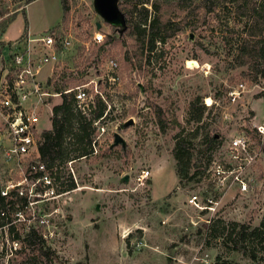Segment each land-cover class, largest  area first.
<instances>
[{
    "label": "rangeland",
    "instance_id": "rangeland-1",
    "mask_svg": "<svg viewBox=\"0 0 264 264\" xmlns=\"http://www.w3.org/2000/svg\"><path fill=\"white\" fill-rule=\"evenodd\" d=\"M150 1L145 5L152 10ZM157 1L177 30L149 53L123 31L119 12L108 21L96 0H69L65 25L77 39L48 88L55 92L54 80L67 87L98 83L109 105L101 120L105 131L93 135L96 153L66 164L65 176L73 175L72 168L76 188L35 204L39 214H50V225L40 229L48 235L52 259L24 243L8 264H204L206 256L209 264H264L259 236L241 237L242 224L255 227L264 219V135L256 127L264 126V63L246 60L241 50L244 39L252 38L246 36L250 17L223 6L207 13L201 0ZM58 3L32 1L8 25L5 40L20 36L26 23L34 32L42 30L35 36L62 25L63 18L43 31L45 20L56 18ZM24 5L25 0H0V21ZM97 31L105 34V44L91 42L85 49L83 42ZM3 45L6 54L0 40ZM49 72L47 66L42 75ZM115 72L119 79L112 83L108 77ZM240 82L245 88L233 101L229 93ZM199 98L205 113L201 121H188L190 105ZM61 101V95L52 97L40 123L44 130L51 129L53 106ZM116 133L123 142L113 144ZM239 133L246 134L255 155L248 168L254 181L245 193L237 186L219 188L208 174L213 161H228ZM184 141L191 159L180 177L174 150ZM143 169L151 173L141 184L136 177ZM210 192L220 198L214 215L188 203L189 195Z\"/></svg>",
    "mask_w": 264,
    "mask_h": 264
},
{
    "label": "built area",
    "instance_id": "built-area-1",
    "mask_svg": "<svg viewBox=\"0 0 264 264\" xmlns=\"http://www.w3.org/2000/svg\"><path fill=\"white\" fill-rule=\"evenodd\" d=\"M75 39L68 26L58 25L38 36L27 32L6 42V54L4 45L0 46V56L4 62L0 71V264H8L10 257L27 243L26 237L33 230L40 231L45 240L48 238L40 228L50 225V214H39L36 202L69 192H58V182L41 160L39 145L44 131L40 124L44 111L51 109V97L61 95L49 90V80L61 66L63 55L73 48ZM104 40L105 34L97 31L82 46L88 50L91 42L101 44ZM110 65L114 69L119 66L114 58L110 60ZM47 66H50V72L43 76ZM108 79L114 83L119 75L115 72ZM92 82L91 79L64 91L74 93L76 109L87 117H90L97 97L108 104L98 83L89 86ZM244 88L245 84L240 82L230 91L233 101ZM108 111L109 108L105 115ZM103 117L93 122L95 133L105 131V126L101 124ZM256 127L264 135V126ZM96 142L97 138L94 137L93 153L97 152ZM254 158L255 155L250 153L248 137L239 133L229 145L228 161H213L208 174L219 188L237 186L245 193L254 181L248 172ZM74 160L68 161V165ZM71 171L74 175L72 168ZM150 173L149 169H143L137 175V181L144 184ZM73 178L77 184L75 175ZM188 203L200 212L207 211L214 215L218 211L220 198L214 192L204 197L194 193L188 196ZM203 260L204 264H209L207 256Z\"/></svg>",
    "mask_w": 264,
    "mask_h": 264
},
{
    "label": "trees",
    "instance_id": "trees-1",
    "mask_svg": "<svg viewBox=\"0 0 264 264\" xmlns=\"http://www.w3.org/2000/svg\"><path fill=\"white\" fill-rule=\"evenodd\" d=\"M33 0H25V4ZM150 0H119L118 6L120 11L124 15L125 27L123 31L129 32L135 36L136 41H139L143 49L152 53L157 47L158 43H164L176 30L171 19L162 13L161 3L157 0L150 1V8L146 7V3ZM178 4L183 2L184 5L192 4L193 0H176ZM201 0L200 5L205 9L207 13L215 11L217 7L223 6L231 8L236 16H249L250 23L247 21L248 29L247 35L252 37L251 39H244L245 45L241 47L243 54L248 58L246 60H253V58L261 59L264 63V0ZM173 0H169L166 3H172ZM63 7V22L66 24L69 19V0H61ZM141 5V7H139ZM199 5V6H200ZM21 11L26 14L25 8L22 7ZM19 10L16 9L8 18H3L0 21V35L5 31L6 27L11 23ZM4 14V13H0ZM139 14L141 17H138ZM28 24L26 23V29L22 35L27 33ZM247 28V27H246ZM110 38V36L108 37ZM105 44V40L103 42ZM251 57V58H249ZM83 73V72H81ZM66 73H62L60 76H64ZM55 76V74H54ZM53 78V77H52ZM49 80V84L52 81ZM69 87L66 84H60L59 81H53V90L57 93H61L62 101L53 106L52 115V127L51 129H45L42 133V140L39 145V151L41 160L47 165V168L51 170L52 175L58 182V192L71 191L76 188V182L72 176H65L66 164L70 160L78 159L81 157H88L93 153V135L96 127L93 122L96 119L105 115L108 104L100 97L96 98L95 106L91 110L90 117L84 115L81 111L75 107V97L73 92H64ZM52 99V97H51ZM202 98L194 101L190 105L188 112V121H201L206 105L200 104ZM256 133L258 131L256 130ZM187 143H179L174 150V157L176 159L177 174L182 177L187 174L188 162L191 157L188 152ZM54 167L56 169L54 170ZM65 168V169H64ZM0 205L2 200L0 198ZM236 224V223H233ZM243 230L241 237L244 240L248 239L250 235L259 236L260 243L264 247V219L259 226L249 227L246 224L241 225ZM251 229V230H250ZM26 242L29 247H32L33 253H36L39 257H46L52 259L51 252L46 247V240L42 237L40 231L33 230L26 237ZM255 258V256H251ZM225 264V263H224Z\"/></svg>",
    "mask_w": 264,
    "mask_h": 264
},
{
    "label": "water",
    "instance_id": "water-1",
    "mask_svg": "<svg viewBox=\"0 0 264 264\" xmlns=\"http://www.w3.org/2000/svg\"><path fill=\"white\" fill-rule=\"evenodd\" d=\"M96 5L100 8L101 14L108 21L115 20L118 17V13L117 12H119L121 14V17H122V19L124 21V25H125L124 15L119 9V6L117 4V0H96ZM97 27L100 28L101 27V23L98 22L97 23ZM132 123H133V120L130 119L129 121L125 122V125L127 126V125H130ZM119 142H123V139L118 133H116L115 134V142L113 144H116V143H119Z\"/></svg>",
    "mask_w": 264,
    "mask_h": 264
},
{
    "label": "crops",
    "instance_id": "crops-1",
    "mask_svg": "<svg viewBox=\"0 0 264 264\" xmlns=\"http://www.w3.org/2000/svg\"><path fill=\"white\" fill-rule=\"evenodd\" d=\"M34 1V0H33ZM32 2V1H31ZM31 2H29V3H27V4H25L23 7L25 8V11H26V8L27 7H29V5H30V3ZM59 7H58V9H57V13H56V18L54 19V20H49L48 18L45 20V22H46V24H47V28H44L43 29V31L45 30V29H48L49 27H52V26H54V25H56V24H58V23H60L61 22V20H62V15H63V7H62V3H61V0H59ZM21 11V9L19 10V12ZM18 12V13H19ZM9 25H10V23H9ZM59 25H61V24H59ZM8 27L9 26H7L6 27V29H5V31L1 34V36H0V40L1 41H4L5 43L7 42L6 40H5V35H6V32H7V29H8ZM24 32V31H23ZM27 32L28 33H31V34H35V33H40V32H42V30H36L35 32H34V30H32V28H30V26H28L27 27ZM23 34V33H22ZM21 34V35H22ZM20 35V36H21ZM20 36H18V37H20ZM18 37H16V38H18ZM16 38H12V39H10L9 41H13V40H15ZM8 41V42H9ZM0 58H1V56H0ZM2 59V58H1ZM3 60H2V63H1V65H0V71H1V69H2V67H3ZM176 176H177V174H176ZM169 190H167V191H165V192H163V194H165L166 192H168Z\"/></svg>",
    "mask_w": 264,
    "mask_h": 264
},
{
    "label": "bare ground",
    "instance_id": "bare-ground-1",
    "mask_svg": "<svg viewBox=\"0 0 264 264\" xmlns=\"http://www.w3.org/2000/svg\"><path fill=\"white\" fill-rule=\"evenodd\" d=\"M210 102V100H208V103Z\"/></svg>",
    "mask_w": 264,
    "mask_h": 264
}]
</instances>
